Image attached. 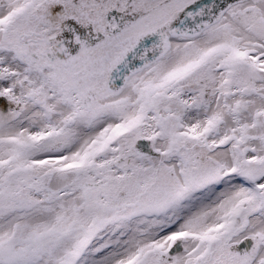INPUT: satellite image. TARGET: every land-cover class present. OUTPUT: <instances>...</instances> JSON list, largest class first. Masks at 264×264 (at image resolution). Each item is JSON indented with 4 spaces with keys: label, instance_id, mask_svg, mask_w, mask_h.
<instances>
[{
    "label": "snow or ice",
    "instance_id": "6c2138e0",
    "mask_svg": "<svg viewBox=\"0 0 264 264\" xmlns=\"http://www.w3.org/2000/svg\"><path fill=\"white\" fill-rule=\"evenodd\" d=\"M0 264H264V0H0Z\"/></svg>",
    "mask_w": 264,
    "mask_h": 264
}]
</instances>
